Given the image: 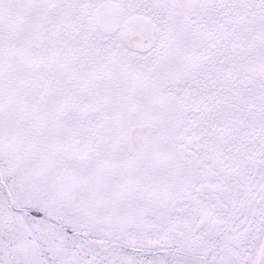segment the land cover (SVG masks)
I'll return each instance as SVG.
<instances>
[{
    "label": "snow or ice",
    "instance_id": "obj_1",
    "mask_svg": "<svg viewBox=\"0 0 264 264\" xmlns=\"http://www.w3.org/2000/svg\"><path fill=\"white\" fill-rule=\"evenodd\" d=\"M0 264H264V0H0Z\"/></svg>",
    "mask_w": 264,
    "mask_h": 264
}]
</instances>
